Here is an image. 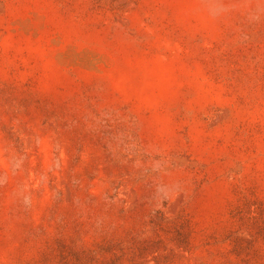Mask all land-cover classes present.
Wrapping results in <instances>:
<instances>
[{
	"label": "rangeland",
	"instance_id": "obj_1",
	"mask_svg": "<svg viewBox=\"0 0 264 264\" xmlns=\"http://www.w3.org/2000/svg\"><path fill=\"white\" fill-rule=\"evenodd\" d=\"M0 264H264V0H0Z\"/></svg>",
	"mask_w": 264,
	"mask_h": 264
}]
</instances>
